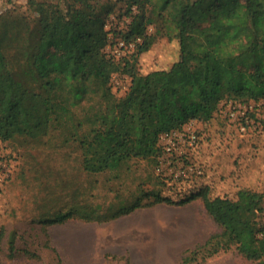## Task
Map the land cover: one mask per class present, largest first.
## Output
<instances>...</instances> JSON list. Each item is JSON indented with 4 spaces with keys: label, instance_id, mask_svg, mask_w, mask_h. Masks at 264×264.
Listing matches in <instances>:
<instances>
[{
    "label": "trees",
    "instance_id": "trees-1",
    "mask_svg": "<svg viewBox=\"0 0 264 264\" xmlns=\"http://www.w3.org/2000/svg\"><path fill=\"white\" fill-rule=\"evenodd\" d=\"M27 5L34 15L32 25L12 8L0 13V142L69 149L66 159L92 178L88 187H77L72 194L77 198L89 189L90 199L44 211L37 221L43 226L69 220L107 223L137 209L200 200L218 229L183 252L176 264H203L232 248L246 261L264 264V192L240 187L235 197L211 196L212 167L202 160L201 131H196L190 154L200 175L167 185L154 170L162 153L159 136L189 118L165 122L164 114H153L146 92L119 96L110 84L112 75L133 76L138 56L165 37L177 42L179 59L173 68L184 65L188 56L214 63L218 101L263 99L264 0H27ZM115 39L132 43L133 53L118 58L107 53ZM177 114L173 110L170 117ZM141 161L152 169L126 195L116 191L110 199L96 196L99 176L106 190L108 181L129 177ZM2 238L3 228L0 243ZM15 241L12 230L8 259L17 255ZM48 248L61 264L57 250ZM23 254L40 259L34 251Z\"/></svg>",
    "mask_w": 264,
    "mask_h": 264
},
{
    "label": "rangeland",
    "instance_id": "rangeland-1",
    "mask_svg": "<svg viewBox=\"0 0 264 264\" xmlns=\"http://www.w3.org/2000/svg\"><path fill=\"white\" fill-rule=\"evenodd\" d=\"M35 1L56 3L59 0ZM11 8L14 15L26 17L29 25L33 24L34 15L28 8L27 0H0V13ZM123 22L119 23V27L123 26ZM113 41L105 48L107 53L115 50L118 40ZM131 53L132 43L124 47L118 57ZM178 59L176 40L159 38L148 51L138 56L133 76L112 75L119 82V85H114L110 80L112 91L119 96L134 90L146 92L153 106V114H164L162 120L170 124L177 119L189 118L186 122L191 121L196 131H201L204 137L202 160L212 167L209 173L211 196L235 197L240 187L264 192V126L261 125L264 98L245 104H233L223 99L218 101L221 93L214 63L197 56H188L184 65L173 68ZM160 71L170 72L162 76L155 75ZM229 103L236 107L234 117L225 114L229 112ZM173 110L178 114L170 117ZM69 151L54 144L35 146L18 141L0 142V176L6 175L0 180V229L3 228L0 264H56L48 246L58 248L63 224L43 226L37 217L44 211L90 199L91 192L86 189L84 195L77 198L72 196L75 188L88 187L92 178L80 173L73 160L66 159ZM149 168L141 161L133 166L129 177L121 181H108L106 190L102 185L104 177L99 176L94 193L97 197L106 194L109 199L116 191L126 195L129 188H134L144 179ZM150 212L137 209L128 218L138 216L135 224L146 225V230L139 233L130 230L132 224L125 223L126 216L118 218L117 223L110 221V224L72 220V228L82 229L80 264H124L126 259L131 264H176L183 252L203 243L209 234L218 229L206 214L201 201H193L188 213L192 217L191 227L196 233L194 243H186L187 248L181 251L182 247L177 248L175 244L178 241L175 224L163 226L159 222L161 220L148 216ZM261 219L264 222V211ZM154 225L161 230L150 231ZM12 230L16 233L17 255L14 259H8L7 238ZM23 250L34 251L40 259L27 258ZM63 264H69L67 258ZM203 264L254 263L243 259L232 248L208 258Z\"/></svg>",
    "mask_w": 264,
    "mask_h": 264
},
{
    "label": "built area",
    "instance_id": "built-area-1",
    "mask_svg": "<svg viewBox=\"0 0 264 264\" xmlns=\"http://www.w3.org/2000/svg\"><path fill=\"white\" fill-rule=\"evenodd\" d=\"M115 47V50L113 49L110 54L118 57L126 45L118 40ZM111 77L114 85H119L115 77ZM228 108L229 112L225 113L226 116L234 117L235 105L229 103ZM238 108L241 107L238 106ZM196 142V129L191 121L184 123L178 129L167 131L159 136L158 144L162 153L157 158L154 170L167 185L184 179L197 178L200 175L201 168L190 160V154L195 148ZM5 176L1 175L0 180L6 178Z\"/></svg>",
    "mask_w": 264,
    "mask_h": 264
},
{
    "label": "crops",
    "instance_id": "crops-1",
    "mask_svg": "<svg viewBox=\"0 0 264 264\" xmlns=\"http://www.w3.org/2000/svg\"><path fill=\"white\" fill-rule=\"evenodd\" d=\"M192 203V202H191ZM191 203L186 204L184 206H174V205H166V204H159L156 206H153L151 208H146L150 212V215L154 220H161L163 226H166L168 223H174L175 224V231L178 234V241L175 243L176 247L180 248L182 247L181 251L183 249H186V243L191 244L194 243L193 238L195 236V231L191 227L192 217L188 213L190 211ZM143 209V210H146ZM137 211V210H135ZM133 215V213L127 215V219L125 220V223L127 225H131L130 227L131 231L134 232H142L146 230V225H140L139 223L135 224L136 219L138 216H133L131 219L128 220V218ZM125 217V216H123ZM117 220L111 221L112 223L116 222ZM72 220H69L65 222L61 231V236L59 239V244L57 252L61 259V264L64 263L66 258L68 259L69 264H80V254H81V239H82V229L81 227L79 229L72 228L73 226L70 224ZM111 222L107 223L110 224ZM156 222V221H155ZM158 230H161L159 227L157 229L156 225L151 226L150 231L158 232ZM128 232L129 231H125ZM88 237V235H87ZM195 245V244H194ZM89 246V243H88Z\"/></svg>",
    "mask_w": 264,
    "mask_h": 264
}]
</instances>
